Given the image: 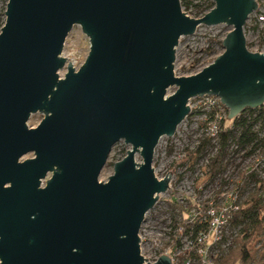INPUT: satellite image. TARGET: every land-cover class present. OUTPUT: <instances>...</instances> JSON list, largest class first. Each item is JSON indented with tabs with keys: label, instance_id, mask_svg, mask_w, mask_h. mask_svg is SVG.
Wrapping results in <instances>:
<instances>
[{
	"label": "water",
	"instance_id": "95a60500",
	"mask_svg": "<svg viewBox=\"0 0 264 264\" xmlns=\"http://www.w3.org/2000/svg\"><path fill=\"white\" fill-rule=\"evenodd\" d=\"M213 1L195 18L181 0H7L0 264H152L139 235L170 187L172 172L159 179L153 166L160 140L174 136L195 97H219L229 119L264 104V52L249 50L245 31L257 1ZM204 24L232 27L224 52L202 71L177 76L181 38ZM76 25L91 43L79 70L62 56ZM38 112L43 120L32 128ZM121 140L130 150L100 181ZM155 264L173 259L162 255Z\"/></svg>",
	"mask_w": 264,
	"mask_h": 264
},
{
	"label": "rangeland",
	"instance_id": "374dc122",
	"mask_svg": "<svg viewBox=\"0 0 264 264\" xmlns=\"http://www.w3.org/2000/svg\"><path fill=\"white\" fill-rule=\"evenodd\" d=\"M192 1L190 8L183 5L182 8L185 11H190L191 16H199V8L205 3V0ZM6 7L7 0H0V33L1 28L7 21ZM252 26L254 24L249 22L245 27L248 48L253 52H259L262 49L259 31L254 30ZM74 27L67 37L62 56L67 59L69 64L72 63L76 70H79L90 54L91 43L90 38L85 35L81 26L76 25ZM231 29L232 27L227 24L215 26L204 24L199 26L193 35L183 36L176 52L177 59L174 66L176 75L180 77L191 76L213 63L224 52L222 41ZM60 73L61 75L67 74V67ZM175 91L176 87H172L169 94L172 95ZM227 113L229 114L228 111ZM203 116L202 113L197 112V108L194 109L193 113L181 123L173 137L164 135L156 146L153 166L157 177L164 179L166 176H170L169 172H172V175L170 176V187L166 190V193L160 195L155 207L148 211L140 232V237L143 239L142 253L152 261L157 257H161L163 253L169 252L170 256L175 257L176 260H178L176 258L178 254V257L181 256V259L184 260L182 256L192 246L186 236L182 240L184 249L181 253H179L180 250L172 252L169 248H166V244L173 240L171 232L173 231L174 222H182V217L186 215L179 212L178 205L183 206L184 211L193 208L192 212L199 215L203 204H211L212 202L220 205L223 202H229L224 199V196L220 199L222 194H230L235 191L238 174L254 164L251 159L246 160V162L243 160V162L232 163L225 176L222 174L211 179L208 175L209 158L210 155L217 152L218 148L213 146V142H210L212 144H209L204 151H199V146L203 141L205 143L210 141L209 136L203 133ZM43 117L44 114L40 112L33 114L29 118V126L32 128L38 127ZM130 148L131 145H127L124 140L118 142L110 154L107 165L102 170L100 181H108L109 177L115 173V163L123 159ZM244 148L245 151L250 152V147ZM34 155V153H30L24 159L32 158ZM136 160L142 163L143 159L140 154L136 155ZM229 160V156L226 155L224 160L226 167L229 165ZM49 175L50 178L52 174ZM234 233L233 228L226 230V234L230 239L231 237L234 239L236 235ZM211 235L209 241L212 243L215 238L213 234ZM263 246L264 243L261 247ZM218 253L219 249L214 245L204 253L206 255L205 260L211 259ZM181 262L184 263V261ZM192 264L204 263L193 259Z\"/></svg>",
	"mask_w": 264,
	"mask_h": 264
},
{
	"label": "trees",
	"instance_id": "16d2710c",
	"mask_svg": "<svg viewBox=\"0 0 264 264\" xmlns=\"http://www.w3.org/2000/svg\"><path fill=\"white\" fill-rule=\"evenodd\" d=\"M192 2V0H182V5L190 8ZM214 6L213 0H205V3L199 8V15L208 13ZM254 29H258V25ZM197 112L204 113L202 110H197ZM208 113L206 121H203L204 125H207L215 115L214 112ZM220 129L218 138L210 137L209 143L203 141L199 146L201 152L209 144H212L210 142H213V146L218 148L217 152L210 155L209 158L208 175L211 179L226 172L227 167L224 160L226 155L231 154V149H235V144L250 147L248 154H254L258 150L264 152V107L246 109L234 119L227 117L222 121ZM239 178L234 191L237 194L235 202L239 208L234 211L230 220L231 228L234 229V232L236 231L237 235L227 248L220 249L218 257H214V264H264V246L261 247L264 243V179L258 177L255 171L250 170L240 172ZM177 208H179V212L186 215L184 214L185 216L182 217L181 225L177 222L173 224L171 232L173 240L166 244V248L171 251H177L183 247L182 240L186 236L192 240L194 245H197L201 231L206 230L207 227V224L200 223L199 220L210 208V205L203 204L199 216L192 212L193 208H190L189 211H184V207L180 205ZM210 244L208 238L201 247L209 248L212 246ZM182 258L202 260L194 249L187 250Z\"/></svg>",
	"mask_w": 264,
	"mask_h": 264
},
{
	"label": "built area",
	"instance_id": "2783aa9c",
	"mask_svg": "<svg viewBox=\"0 0 264 264\" xmlns=\"http://www.w3.org/2000/svg\"><path fill=\"white\" fill-rule=\"evenodd\" d=\"M256 1L258 4V10L250 16L247 24H249V22H252L254 24V26H252L253 29L255 28V26L258 25V29H256V30L259 31L260 42L262 44V49H260V51H259L261 53V52H264V0H256ZM183 11H185V10H183ZM185 12L190 17H195V18H201V17H203V15H205V14H203V15H199V16H194V15L191 16L190 11H185ZM65 75L66 74L61 75V77H65ZM263 107H264V104H263L262 108ZM190 108H191L192 113H193V110L196 108H197V110H202L204 112L203 113V115H204L203 121H206L207 116L209 114L208 112H214V114H215L214 118L211 119L210 121H208L207 125H204V132L203 133L206 134L207 136H209V138L210 137L218 138L219 131L221 130L220 126L222 124V121H224L227 117H229V114L227 113L228 109L222 103V100H220L219 97L207 94L205 96L195 97V99H192L190 102ZM240 115H238V116H240ZM234 147H235V149L232 148L231 154L229 155L230 160H229V165L227 166L226 172L231 168L230 166L232 165V163L243 162V160L246 162V160L251 159L254 164L252 166L250 165L251 167L248 166L247 170L255 171L258 177L264 179V152L258 151V152H254V154L250 155V154H248L247 150L246 151L244 150L245 149L244 147L239 146L238 144H235ZM258 154H261V155H258ZM226 172L223 173V176H225ZM237 178H238V180L240 179L239 174H238ZM42 185L44 186V183ZM222 198H224L225 200H228L229 202L226 201L220 205L219 204H213L211 202V204H209L210 208L207 211H205L203 217H201V219L199 220L200 223L204 222L205 224H207V227H206V230L204 229L203 231H201V233L198 237L197 245H194L192 240L189 239V237H188V239L190 240V245H192L189 247L188 250L194 249L196 251V253L201 256L202 260L201 261L198 260L200 263L214 264V257H217L220 252L218 254L214 255L212 258L210 257L211 259L205 260L206 255L204 253L207 252V249H210L211 247H213L215 245L220 251L221 248H223V249L227 248L228 245L231 244V242L233 240L232 237L230 239L227 236L226 230L231 228L230 220L232 218L234 211H237L239 208L238 204L235 202L237 199V194L233 191L230 194L229 193H226L225 195L222 194V197L220 199H222ZM195 214L198 215V213H195ZM235 233H236V231H235ZM211 234H213L214 238H215L213 240V242L211 243L212 246H210L209 248L201 247L202 243H205L206 240L212 236ZM236 235H237V233H236ZM139 236H141V235H139ZM142 245H143V239L141 238V247H142ZM183 249H184L183 247L179 248V250H180L179 253H181L183 251ZM179 250H177V251H179ZM172 252H175V251H172ZM164 255L170 256V252L165 253ZM178 256H179V254L176 256V258L178 260H176L175 257L170 256L171 259H173V264H181L182 263L181 261H184V263H182V264H192L193 259L182 260L181 256H180V258ZM144 258L145 259L147 258L146 259L147 262L155 264V263H157V261L160 257H157V259H155L153 261L150 260L147 256L146 257L144 256ZM195 260H197V259H195Z\"/></svg>",
	"mask_w": 264,
	"mask_h": 264
},
{
	"label": "bare ground",
	"instance_id": "6f19581e",
	"mask_svg": "<svg viewBox=\"0 0 264 264\" xmlns=\"http://www.w3.org/2000/svg\"><path fill=\"white\" fill-rule=\"evenodd\" d=\"M60 73V72H59Z\"/></svg>",
	"mask_w": 264,
	"mask_h": 264
}]
</instances>
